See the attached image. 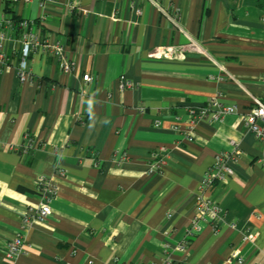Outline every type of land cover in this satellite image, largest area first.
<instances>
[{
    "label": "crops",
    "instance_id": "0c3cea01",
    "mask_svg": "<svg viewBox=\"0 0 264 264\" xmlns=\"http://www.w3.org/2000/svg\"><path fill=\"white\" fill-rule=\"evenodd\" d=\"M7 1L0 13L62 41L73 65L36 50L20 82V33L5 30L0 264H264V140L244 123L252 96L264 100V6L157 0L164 13L148 0ZM121 77L132 86L121 89ZM213 98L235 111L191 124L189 110ZM235 149L234 174L201 190L215 155ZM41 175L57 191L37 221ZM199 197L224 214L186 236ZM17 234L23 249L9 260L4 245Z\"/></svg>",
    "mask_w": 264,
    "mask_h": 264
},
{
    "label": "built area",
    "instance_id": "2783aa9c",
    "mask_svg": "<svg viewBox=\"0 0 264 264\" xmlns=\"http://www.w3.org/2000/svg\"><path fill=\"white\" fill-rule=\"evenodd\" d=\"M11 2H16L19 0H10ZM150 3L157 6V8L166 13L165 9L160 6L157 0H148ZM139 13V10H137ZM176 16V15H175ZM174 22H177L176 18L171 16ZM178 19V18H177ZM179 20V19H178ZM264 20V19H263ZM264 24V21H263ZM17 29L20 33V41L22 47L19 52V59L17 64L14 66V70L17 78L20 82H24L30 77L29 63L28 59L30 55L36 51L40 50L44 53L51 54L58 60L59 67L62 70L70 71L72 69V62L68 57L64 44L60 40H51L49 37H42L35 29L34 24L29 19H21L18 22V26L14 24L11 16L6 13H0V49L2 48V42L5 40V30L7 29ZM199 50L197 45H192ZM11 67L9 61V56L6 52L0 50V70L8 69ZM264 81V73L261 76ZM84 82L92 81L93 77L84 73L82 75ZM132 86V83L121 77L119 79V87L121 89ZM252 106L245 113L244 123L247 129L254 134L258 139L264 140V100L252 96L251 98ZM190 122H194L201 118H206L210 116V120H220L226 114L233 113L235 111L234 106L225 105L216 99L209 100L204 106H199L196 108H191L190 110ZM261 121V125L257 122ZM156 125L159 124L157 121ZM193 125L191 126V128ZM190 131V130H189ZM231 143H234L233 141ZM32 146L30 139H27V148ZM238 156V150H231L223 153H218L215 155L214 160L210 168L206 171L201 180L200 189L204 190L212 186L216 182L224 183L227 177L234 174V169L232 162H235ZM36 191L41 196L42 200L34 213V219L37 221H43L47 216L50 215V198L56 194L57 187L50 178L45 175H41L36 179ZM197 215L193 218L191 224L186 229V236L196 234L200 230L199 221L204 220L211 223L215 227L218 222L222 219L224 210L220 205L212 200L211 198L199 199L196 202ZM23 249V239L21 235L17 234L14 238L8 240L3 249L5 257L9 260H13L14 257ZM183 249V247H182ZM231 257H237L235 253ZM237 261L242 263L241 258L237 257Z\"/></svg>",
    "mask_w": 264,
    "mask_h": 264
},
{
    "label": "trees",
    "instance_id": "16d2710c",
    "mask_svg": "<svg viewBox=\"0 0 264 264\" xmlns=\"http://www.w3.org/2000/svg\"><path fill=\"white\" fill-rule=\"evenodd\" d=\"M260 5H262V6H264V0H256ZM7 3H11V1H7ZM10 10L8 9V12H9ZM12 20L14 21V24L16 25V27L18 26V22L21 20V19H19V18H16V17H14L13 15H12Z\"/></svg>",
    "mask_w": 264,
    "mask_h": 264
}]
</instances>
